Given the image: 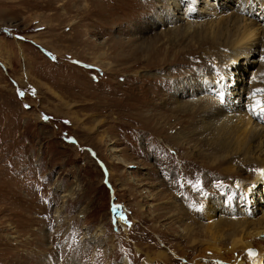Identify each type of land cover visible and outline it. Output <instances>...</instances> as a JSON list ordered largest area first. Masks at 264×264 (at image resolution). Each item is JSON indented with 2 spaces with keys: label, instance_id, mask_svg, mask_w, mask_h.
Returning <instances> with one entry per match:
<instances>
[{
  "label": "rangeland",
  "instance_id": "obj_1",
  "mask_svg": "<svg viewBox=\"0 0 264 264\" xmlns=\"http://www.w3.org/2000/svg\"><path fill=\"white\" fill-rule=\"evenodd\" d=\"M173 1L0 0V264H143L135 249L159 241L169 253L166 221L152 218L159 192L177 201L162 205L168 215L175 205L201 224L204 210L264 214L259 165L230 178L206 167L198 142L180 149L167 138L200 130L210 109L264 126V34L237 53L199 26L247 5ZM250 10L246 22L264 30L260 2Z\"/></svg>",
  "mask_w": 264,
  "mask_h": 264
},
{
  "label": "bare ground",
  "instance_id": "obj_2",
  "mask_svg": "<svg viewBox=\"0 0 264 264\" xmlns=\"http://www.w3.org/2000/svg\"><path fill=\"white\" fill-rule=\"evenodd\" d=\"M237 1H240L241 5L244 3L247 7L245 9L242 8L240 11L234 10L233 14L224 18H219L214 27H212V24L210 23H206L205 25L202 24L199 26V31L204 32L207 36H211V42L216 43V45H223L219 40L226 38L227 42H225V44L231 49L237 50V53L247 52L249 54L258 44L255 43V41H252L253 38L259 33L260 29L264 34V30L259 27L257 22H246L249 19H246L245 13L251 11V6L256 0ZM258 1L260 2L261 8L259 11L264 15V0ZM171 4H173L175 8L179 6L173 0H171ZM228 24L231 25L233 32L227 30ZM179 31L180 30H177L176 33L179 34ZM96 49L99 48L96 47ZM213 49H217V47L214 46ZM217 56H219V54L216 55V57ZM202 59L203 57L201 60ZM209 105V99H206L195 106H198V113L202 111L201 114H203L205 106L207 109H210ZM219 112L220 115H217ZM223 112L224 111H213L210 109V112H208L210 117H208V121L201 126V132L199 127L194 124L198 129L191 130L192 133L178 132L176 134L175 132L174 136H169L167 138H169L168 140H170L172 144L178 146L180 149L185 148L191 141L198 142L197 145L199 148L209 152V154H205V156H207L206 158L214 164H212V167L207 165L206 167L210 169H220V173L229 176L230 178L239 176L241 170L238 166L241 163H248L247 165L256 163L259 165V168L264 169V126L253 123L249 114L243 115L238 113L237 115L229 114V116ZM236 117L238 118L236 119ZM235 120L237 123L233 125L232 123ZM228 124L231 126L229 127ZM157 125L160 128H165V125L163 126L161 123H157ZM194 132L199 133L200 135L196 137L197 134ZM261 150L263 151V154L261 153ZM202 152L203 151L199 149L197 154L193 153L191 154L192 156L189 157H200ZM108 171L111 176L112 171ZM240 184L242 185V188L248 192L246 190V183H238L239 187L241 186ZM157 195L160 197H157L156 201L158 202V206H160L161 203V207L159 213L152 218L154 221H166V228H162L161 231H165L166 233L169 231V234H165L172 237L170 240L172 239V241L175 242V245L169 253L165 252L166 250L163 251V241H159L158 244L154 246L155 251L152 252H149L148 250V252H143L136 248L135 250L137 254L143 256V264H177L178 259L181 260V264H264L262 259L264 253V239L261 237L264 235V214L257 219H250L248 217L226 219L222 217V215L218 218H213V215H207L204 210L199 213L202 215V218L206 220L205 224H201L196 217L193 218V216L188 215V213L179 211L175 205L174 209H176V212L172 215H168L167 212L163 211L168 208L162 207V205H171L177 201L173 199L170 194H168V196L171 200L168 196H161L163 194L160 192L157 193ZM173 200L175 201L173 202ZM211 207V211L215 212L217 204L215 207ZM201 208L205 207L201 206ZM201 208L199 210H201ZM115 213L117 214V219H115L116 222L120 225H125L123 218L120 219L121 216L119 211H115ZM145 219L148 221L147 218ZM153 219L149 221L153 222ZM153 224L155 223L153 222ZM180 225L183 226L181 231L176 232L177 234H173L174 231L171 229H174V227L178 229ZM170 234L173 235L171 236ZM150 247L148 249H150ZM250 251H254V253H250ZM207 253L211 255L207 256Z\"/></svg>",
  "mask_w": 264,
  "mask_h": 264
},
{
  "label": "snow or ice",
  "instance_id": "obj_3",
  "mask_svg": "<svg viewBox=\"0 0 264 264\" xmlns=\"http://www.w3.org/2000/svg\"><path fill=\"white\" fill-rule=\"evenodd\" d=\"M256 107L259 108L261 112H264V104H262L261 101H256Z\"/></svg>",
  "mask_w": 264,
  "mask_h": 264
},
{
  "label": "water",
  "instance_id": "obj_4",
  "mask_svg": "<svg viewBox=\"0 0 264 264\" xmlns=\"http://www.w3.org/2000/svg\"><path fill=\"white\" fill-rule=\"evenodd\" d=\"M105 175H106V173H105ZM250 253H254V251H250Z\"/></svg>",
  "mask_w": 264,
  "mask_h": 264
}]
</instances>
